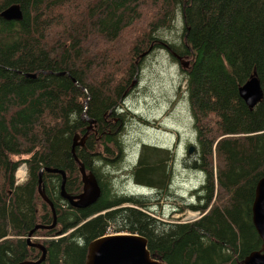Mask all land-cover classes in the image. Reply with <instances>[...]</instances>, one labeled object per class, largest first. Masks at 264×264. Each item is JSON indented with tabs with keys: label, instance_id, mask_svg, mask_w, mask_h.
<instances>
[{
	"label": "trees",
	"instance_id": "obj_1",
	"mask_svg": "<svg viewBox=\"0 0 264 264\" xmlns=\"http://www.w3.org/2000/svg\"><path fill=\"white\" fill-rule=\"evenodd\" d=\"M12 5L22 19L0 17V264L27 262L29 232L52 226L39 172L63 171L75 196L80 163L100 189L86 208L61 197V175L41 177L56 225L32 237L64 235L46 243L48 264H85L88 245L111 230L144 237L150 257L165 264H240L261 249L251 206L264 178V0H0V13ZM151 50L189 62L180 72L196 146L184 165L203 176L185 206L199 212L190 222L149 213L170 190L174 158L164 149L143 145L129 169L146 197L118 194L104 169L121 143L119 103ZM253 75L263 98L250 110L238 89ZM88 120L93 131L72 149ZM21 166L27 177L15 185Z\"/></svg>",
	"mask_w": 264,
	"mask_h": 264
},
{
	"label": "rangeland",
	"instance_id": "obj_2",
	"mask_svg": "<svg viewBox=\"0 0 264 264\" xmlns=\"http://www.w3.org/2000/svg\"><path fill=\"white\" fill-rule=\"evenodd\" d=\"M174 27V34L180 36L181 18H177ZM162 52L151 50L144 53L146 58L131 82L132 85L135 80L136 84L119 103L121 107L117 113L121 117L122 129L116 131L115 138L121 142V149L111 147L110 156L104 152L105 159L111 162L104 169L111 172L113 190L119 192L127 188L124 194L130 195V192H137V188L132 186L135 183L129 179L128 173L142 146L157 147L170 153L174 162L171 164L172 181L168 197L149 213L156 212L154 215L163 222L184 223L199 218V212L188 210L185 206L196 202L193 192L202 184L203 176L184 165L187 157L191 158L189 160L193 157V154L187 155L188 148L196 146L193 120L185 95V82L181 80V68L173 65V61ZM20 177L23 180L27 177L25 166L17 170L15 185H21ZM172 208L179 211L171 212ZM111 233H114L113 230Z\"/></svg>",
	"mask_w": 264,
	"mask_h": 264
},
{
	"label": "water",
	"instance_id": "obj_3",
	"mask_svg": "<svg viewBox=\"0 0 264 264\" xmlns=\"http://www.w3.org/2000/svg\"><path fill=\"white\" fill-rule=\"evenodd\" d=\"M0 17L5 21H20L22 14L18 6L12 5L0 13ZM179 66L186 69L189 66L188 61H182ZM30 77V76H29ZM32 77H35L33 75ZM136 84L132 83L131 87ZM238 95L245 103V105L252 110L263 98V93L254 75L238 89ZM85 117V116H84ZM90 124L86 133L82 136H75L73 138V147H84L88 134L93 131L91 127L93 120H88ZM194 147L191 146L187 150V155L192 154ZM74 155V151H73ZM77 161L76 156L74 155ZM82 182V192L75 196H69L65 190V173L61 170L45 168L39 172L38 180V193L40 197L50 207L52 213V226H39L37 225L32 231L29 232L27 243L30 244L31 237L35 230L50 229L56 225L55 210L52 203L45 196L44 190L41 186V177L43 172L49 174H59L62 177L61 181V197L66 200L73 208L83 209L93 204L100 195V189L96 178L92 174L85 172L84 166L80 163L79 166ZM252 224L258 234L259 239L262 241V247L258 251H253L248 254L240 264H264V178L258 181L255 192L254 200L251 206ZM35 245V244H33ZM36 246V245H35ZM42 251V256L36 263L23 262L20 264H38L44 260V249L37 246ZM85 264H165L150 257L147 248V241L144 237L136 234H122L107 237H100L95 239L88 245V253Z\"/></svg>",
	"mask_w": 264,
	"mask_h": 264
},
{
	"label": "flooded vegetation",
	"instance_id": "obj_4",
	"mask_svg": "<svg viewBox=\"0 0 264 264\" xmlns=\"http://www.w3.org/2000/svg\"><path fill=\"white\" fill-rule=\"evenodd\" d=\"M168 51V53L170 54V55H172L173 56V58L175 59V63H173L172 62V64L173 65H175V64H177L178 66H179V63H182V61H184V60H182L180 57H178L177 55H175V54H173L170 50H167ZM180 67V66H179ZM119 121H120V125H122V121H121V119H119ZM111 160V159H110ZM90 173V172H89ZM88 173V174H89ZM59 233H60V231H58L57 232V234L59 235ZM62 236H64V235H61V236H54V237H51V236H34V237H32L31 238V242H30V244H28V249H29V251H30V254L28 255V257H30V259H28V260H24V261H27V262H31V263H36L37 261H39L40 260V258H41V256H42V251H41V249L40 248H38L37 246H40V247H42L43 249H44V255H46V253H47V246H46V243H48L49 241H51V240H54L55 242H57V240H59V238L60 237H62ZM33 244H35V245H33ZM31 251H33V252H31ZM44 259H45V257H44ZM38 264H48L47 262H45V260H43V261H41L40 263H38Z\"/></svg>",
	"mask_w": 264,
	"mask_h": 264
},
{
	"label": "bare ground",
	"instance_id": "obj_5",
	"mask_svg": "<svg viewBox=\"0 0 264 264\" xmlns=\"http://www.w3.org/2000/svg\"><path fill=\"white\" fill-rule=\"evenodd\" d=\"M89 125H90V124H89ZM21 174H22V173H21ZM135 187L137 188V195H136V197H139V196H138V193H139V190L141 189L142 186L135 185Z\"/></svg>",
	"mask_w": 264,
	"mask_h": 264
}]
</instances>
